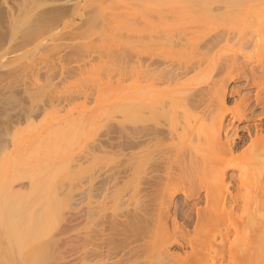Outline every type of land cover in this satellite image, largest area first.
Segmentation results:
<instances>
[{"label":"rangeland","instance_id":"374dc122","mask_svg":"<svg viewBox=\"0 0 264 264\" xmlns=\"http://www.w3.org/2000/svg\"><path fill=\"white\" fill-rule=\"evenodd\" d=\"M179 1L170 0V4H168L170 7L162 5L165 7H158L157 12L156 7L154 8L149 3L151 0H0V264H101L100 262L104 260H107L108 263L104 261L107 264H156V262L159 264V260H156L153 255L155 249L151 250L154 240H149L155 238L150 233L155 232L156 229L158 232L160 226L163 225L158 222H164L165 215L160 211V203L157 202L158 193L155 195L157 207V204L153 202V195L151 198L150 195L146 197L145 192L141 193L142 188L145 187H148L147 191H150L152 184L149 182L148 176L145 178L146 181L149 179L147 183L141 178L140 171H137L140 170L137 166L138 123L136 113L137 66L142 53L140 51L143 50V55L146 54V60H150L149 53L154 52L156 48H158L157 54L161 53V50L168 52L169 49V53L171 52L168 53L169 55L172 52L176 54L178 51L176 49L180 51L182 36L194 37L192 43L196 44H194L195 49L190 43L192 45L189 46L192 48L184 49L186 56L180 55L182 61L181 58L176 57L177 64L175 61L172 63V66L178 65L179 62L191 66L192 62L195 63V59L199 57V52L207 53L206 49L210 51L209 47L215 46L214 43H217V40L227 29L223 22V26L218 25L221 21L217 20L216 14L224 16L225 12L229 14L233 11L231 8L230 11H226L224 8H229L221 0ZM218 5L220 10H225V12L222 11L224 15L218 12L220 11L217 9ZM221 5L223 6L221 7ZM151 6L153 7L151 8ZM240 6L236 5L235 10L236 8L246 10L245 7L248 5ZM183 7L188 9L187 12L182 10ZM215 7L217 8L215 9ZM248 7L247 9L251 8ZM160 9L163 14L160 13ZM165 9L169 12H166ZM159 14L162 19L164 18L163 24L166 21L165 25L161 26ZM155 22L160 24L155 25L157 30L155 26H151ZM139 25L141 28L138 27ZM142 25L151 29L145 31L144 28L140 31L143 29ZM188 27L189 29H187ZM153 28L154 31H152ZM164 28L167 30L169 28V30ZM221 28L222 31H220ZM160 30L162 32H159ZM142 31L144 36L148 35L151 39L154 37L153 43H156L154 40L159 36L160 39L168 37L166 41L163 39L164 42L160 40L163 45H161L162 42H159L155 46L150 44L152 42H149L151 39L148 36L142 35ZM148 32L150 33L148 34ZM178 38H180L179 41ZM167 40L170 41L168 43L170 45L165 43ZM164 51L157 56L163 55L164 60H167L165 56L169 57V55ZM214 51L217 52V50ZM214 51L212 54L216 55ZM196 52L198 55H195ZM172 56L175 57L174 54L171 55V58ZM162 57L159 59L155 56V59L158 61ZM257 57L260 60L258 55ZM257 57L255 55L254 59L251 58L253 61H251V66L254 70L261 66L260 70H263L262 62L258 63ZM185 58L186 60H184ZM216 61H213L215 63L211 69L200 78L198 88L203 87V91L204 87L209 88L210 91L213 81L218 77L222 78V75L225 76L229 72L227 70L222 73L221 70L222 66L225 71L227 67L229 68L227 60L226 62L225 60L220 61V64L219 60L216 59ZM222 63L225 64V67L221 65ZM165 66L167 69L172 68L170 63ZM232 70L231 68L230 71L233 73L234 70ZM232 73L230 76H233V79L229 82L231 83L229 89L236 91L232 93L230 91L228 106L234 108L244 96H255V93L257 95L258 89L255 84L247 85L248 78L241 77L240 71ZM219 74H222L221 77ZM226 76L228 77V75ZM207 88H205L206 91ZM195 92L200 93L198 90ZM202 94L198 96L205 97L206 103L209 104V95L204 93L205 96H203ZM207 96L208 98H206ZM200 97H195V99L203 100L205 104V99L201 97V100ZM200 103L202 104V102ZM263 110L264 106H259L256 111L262 114ZM255 120L247 119L235 122L240 127L234 129L237 131L235 134L231 133L230 137L231 139L234 137L232 140L236 138L237 142L239 141V150L247 146L245 143L246 145L244 144L243 147L244 142L239 140L243 135H248V127L245 126H252L253 123L260 122ZM171 153L174 156L175 153L172 150ZM171 153H166L162 157L164 161L161 158L157 160V163L155 162V165H159L161 160L160 165L164 164L163 167L155 166L158 169L162 168L160 172L165 170L164 168L169 162L172 163L167 159L169 155L173 158ZM171 158L169 157V159ZM147 166L146 171L148 170ZM155 167L153 165L154 169H156ZM257 169L262 173L260 182L254 184L253 190L251 189L249 193L245 191V194L244 190L237 187L240 167L228 168L226 174L227 206L234 203L235 195L245 196L248 194L250 197L256 196L255 200L260 197L264 198V160ZM138 176L145 187L140 184ZM185 181L187 189L183 187V191L181 189L178 190V193L176 191V195L173 197L172 212L169 221H167L168 224H171L168 225L170 229L174 230H171V234L174 235L170 234V237H177V241L175 238L174 241L168 237L170 252L184 257H186V252H193L189 239L184 241L185 237H193V235L186 234L188 237L184 236L179 234V230L182 232L183 229V233H187L188 230V233L193 234L195 231L192 230H195V226L200 223L198 222L199 217L206 216L207 208L205 199L207 183L205 182V187L203 180H196L194 176ZM157 182L153 184L156 188L159 186ZM173 190L175 191V189ZM138 193L141 196L145 194V197H139ZM141 198L144 201L147 199L149 206L146 204L145 208V205L142 207L141 205L145 203L141 201ZM151 199L153 200L150 201ZM151 203L152 206L155 205L154 209L150 207ZM8 204L19 205L18 209H21H17V221L22 219L24 224L30 226L29 233L24 235L26 240L23 239L22 234L18 237L28 243L27 250H23V255L20 254V256L19 252L16 254L13 247L16 240H13L15 237H12L14 232H9L11 225L8 227L7 222L5 223V219L7 221V217H9L7 213L12 211H9L11 206ZM156 212L160 214L156 216ZM210 214L208 217L211 220L213 214H211L212 217ZM147 217L149 219L151 217V220H148ZM253 217L252 233L253 230L254 232L257 230L262 234L264 213H253ZM155 218L158 220L156 221ZM150 223L155 228V225L159 226L154 229ZM176 224L179 225L178 228ZM200 226H202L201 223ZM200 226L198 227L200 228ZM174 227L178 230L177 232ZM160 229L163 230V228ZM162 230H159V233L155 232L157 238ZM199 231L198 233L203 234L202 230ZM15 236L17 238L18 235L15 234ZM198 237L201 238V236ZM220 239L219 237L217 241L220 242ZM146 241H149L147 242L149 245H146ZM197 244L200 243L197 242ZM254 245H250V250ZM256 246L252 251L263 257L264 246L262 245L263 248L260 251L255 250ZM246 248L238 253L241 255H239L241 259L247 257L248 251L253 254L249 248L246 251ZM145 249L152 253L146 254L148 251L143 252ZM219 252L211 251L216 262L213 259L212 262L211 258H208L209 261L206 259L207 263L227 264L228 256H223L222 252L221 254ZM214 253H219L221 256ZM143 254L149 255L151 261L147 260L149 258L146 259ZM249 255L251 256V254ZM198 260L199 263H202L200 262L201 257L195 255L191 261L194 264H199ZM262 264H264V260H262Z\"/></svg>","mask_w":264,"mask_h":264},{"label":"bare ground","instance_id":"6f19581e","mask_svg":"<svg viewBox=\"0 0 264 264\" xmlns=\"http://www.w3.org/2000/svg\"><path fill=\"white\" fill-rule=\"evenodd\" d=\"M153 1L151 0V2H149V3H150V5H153L154 8L156 7L155 8L156 10L159 9L158 7L161 8L162 5L170 4V0H168V1H166V0L160 1L159 0V1H154V2ZM174 2H175V0H174ZM221 2L226 3V5L228 6L227 8H229V9H226V7L225 8L223 7L226 11L227 10L230 11V8H231V10L234 11L236 5L237 6L241 5L242 7H244L243 5H246V6L248 5L251 8L247 9V8H249L247 6V7H245L246 10H242L238 7L239 10H242L244 12L246 11V12L240 13L242 11H239L236 8V10L239 12H235L236 11L235 10L234 12L231 11V12H229V14H227L228 12H225L224 9L220 10L219 5H218L219 8H217L218 6L215 7V9L217 8L218 10H220V11H218L219 13L221 12V14L224 15V13H222V11L225 12L224 16H222V15L220 16V14L219 15L216 14V15H217V20L219 22L221 21V23H218V25L220 24L221 26H223V24H224L225 29H226V27H227V29L225 31L223 29L224 32L221 35V38L219 40H217V43H214L216 45L215 46L212 45V47H209L210 51H208V49H206L207 53H202V51L199 52L200 53L199 55H198V52L195 53V55H198L199 57L197 58L198 60L195 59L196 62L193 60L195 63L192 62L191 66L189 64L185 65L187 63H182V62H179V64L176 65L177 63H176L175 58L179 57V59H180L182 56H186L185 55L186 52L184 51V49H186V48L190 49L189 47H191V46H189V45L193 44L192 41H194V37H192V38L188 37L187 38L184 36H182V37L180 36L181 40H180V38H178V41L179 40L181 41L180 42L181 43L180 44V51H179V49H176V50H178V51H176V54L172 52V54H174L175 57L172 56V58H171L172 54L169 55L171 53V52L169 53L170 49L168 52H166L167 51L166 49H165L166 51L161 50L160 51L161 53H163L162 51H164L167 54L169 53L168 55L170 58L168 56L164 55L165 58L167 57V60L166 59L164 60V57H162L163 55L162 56L160 55V57H162L163 60H162V58H161V60H159L160 57H158L157 55L161 54V53L158 52V54H157L156 50L158 48H156L155 51L151 50L154 52L149 53L150 60L145 59L146 54L143 55V50L140 51L142 53L139 56V63L137 66L138 67V75H137L138 76L137 77L138 78L137 79L138 95H137V100H136V102H137V105H136L137 112L136 113H137V123H138V133H137L138 134V136H137V138H138L137 139V141H138V146H137L138 147L137 148L138 149L137 150L138 151V164H137V166H138V169H140V170H137V171H140L139 173H141V178L145 181H146L145 178L148 176L150 179V180L149 179L148 180L152 184L150 186V189H149L150 191H147L148 187L146 188L145 186H143V184H142L143 181L141 182V178L138 176L139 181L141 182L140 184H142V186L145 187V188H142L141 193L145 192L146 197H149V195H150L151 198L153 195V197H154L153 202L157 204L156 207L158 206V203H160V205H159L160 211H162L165 215L166 221L164 220V222H167V221H169V218H170V215L172 212V208H173V205H172L173 204V197L176 195V191L178 193L179 192L178 190H180V189L182 190L183 187L186 188V183H184V182H186L185 180L194 176V177H196V180L197 179H199V181L203 180L204 186L207 183L206 184L207 188H205V190H207L205 192V197H206L205 199L207 201L206 202L207 208L205 207L206 208V210H205L206 216L205 217L202 216L203 218L199 217V219L201 221L198 219V222H200L202 224V226H200V223H198L199 225L195 226L196 227L195 230H192V231H195V232H193V234L188 233V230H187V233L186 232L183 233V229H182V232H180L181 230H179V234H182L184 236H187L186 234H188L189 236L193 235V237L192 236L191 237L187 236L188 238L185 237V240H184V241H186L189 239L188 241H189L190 245H192L191 247H192V251H193L190 253L186 252V254H187V255L185 254L186 257L181 256V255H175V254L170 252V244H169L170 242H169L168 237H170L171 230H173V228L170 229L169 226L171 224H168L169 222L164 223L161 220H160L161 222H158L159 224L160 223L163 224V225H161L163 227L160 226V228H163V230L159 228V230H162L159 234V238H157L155 235L156 233H159V230H158V232H156L157 231L156 228H158L159 225L158 226L155 225L156 226V228H155L150 223L152 225V227H154V229H156L155 230L156 233L155 232H153L154 234L152 232L150 233V235L151 234L154 235L153 238L154 237L155 238L154 239L150 238L151 240H149V241L154 240V242H153L154 244H153V246H151V250H152V248H154L156 250L155 251L153 249L155 252V253L153 252V255H154V258H156V260L157 259L159 260V262H158L159 264H160V262H161V264H165V263L166 264H192L193 262L191 260L195 255H197L198 257H201L200 262H202V263H199V260H198L199 264H206L208 258H211V260L213 259V257H212L213 253H211V251L212 252H216V251L219 252L220 251L219 253L221 254V252H222L223 256L227 255L228 256V259L226 256V259H227L226 263L227 264H262V260H264V256L263 257H261L260 255L258 256L256 254L257 252L254 254V252L252 251V250H254L253 248L255 247V245H257L255 250L258 249L260 251V249L263 248L262 245L264 246V242H263L264 241V230L262 231V234L260 232H258L257 230L255 232L253 230V233H252V228H251L252 224L254 223L253 213H264V198L261 199V197H260L261 200L259 198H257L258 200H255L254 197H256V196L250 197V196H248V194L245 196L235 195L233 197L234 203H232L231 206H227V203H226V200H227V197H226L227 189L226 188L228 187L226 184V180H227L226 174H227V170L229 167H232V168H234V166L240 167V175H239V179L237 181V187L240 190H244V193H245V191H247V193H249V191L252 189V186L254 184L260 182V176H262L261 171L257 168L259 167L261 162L264 160V119H263L264 118V112L262 114H259V112H257L256 110H257V107L264 106V0H221ZM186 4L188 5V3H186ZM153 6H151V8ZM197 6H198V4H197ZM222 6L223 5H221V7ZM162 7H165V6H162ZM233 7H234V9H232ZM167 9H165L166 12H169ZM173 9H174V6H173ZM144 10L147 11V9H144ZM172 10H170V11H172ZM182 10L187 12L186 10H188V9L186 7H183ZM189 10H190V8H189ZM152 11L154 13V10H152ZM157 12H158V10H157ZM162 12H164V10H162ZM160 13H161V9H160ZM156 14H158V13H156ZM161 14H163V13H161ZM160 16L161 15L159 14L158 17H160ZM154 17H155V15H154ZM154 17H153V19H154ZM147 18H144V19L146 20ZM207 18L209 19V16ZM153 19H151L152 22H153ZM157 19L159 20V18H157ZM160 19H161L160 23L162 26V24H163L162 21L164 18L162 19L160 17ZM208 19H207V21H208ZM139 20H141V19H139ZM204 20L206 21V18ZM181 21H178V22H181ZM149 22H150V20H149ZM149 22H148V24H149ZM164 22L166 24V21H164ZM222 22H223V24H222ZM145 24L148 25L147 23H145ZM156 24H159V22H157V23L155 22L151 26L153 27ZM165 24H163V25H165ZM140 25L138 27H140ZM159 25H158V27H161ZM146 27H143V25H142L143 29H140L141 27L139 29H140V31L144 30V28H145V31H149L151 29V28L148 29V26H146ZM156 27L157 26H155V29L157 30L158 28H156ZM170 27H172V26H170ZM180 27H181V25H180ZM191 28L193 29V27H191ZM198 28L199 27H197V29ZM210 28H211V26H210ZM146 29H148V30H146ZM164 29H162L163 32H165ZM180 29H182V28H180ZM187 29H189V27ZM194 29H196V28H194ZM165 30H167V28ZM168 30H169V28H168ZM152 31H154V28ZM152 31H150V32H152ZM162 31L160 30L159 32H162ZM200 31H202V30H200ZM220 31H222V28ZM150 32H148V34ZM202 33H204V32H202ZM153 34H154V32H153ZM187 34H188V32H187ZM142 35L144 36L143 31H142ZM152 35H150V36H152ZM156 35H158V34H156ZM176 35H177V33H176ZM146 36H148V35H146ZM146 36H144V37H146ZM141 38H143V37H141ZM157 38H155L156 40H154V41H156V43L155 42L153 43L152 39H154V37L152 39L150 38L151 40L150 41L148 40V41L152 42V43H150L151 45L154 44L156 46L157 43L163 41L164 37H163V39H160V36H159L158 41H157ZM166 38L164 39L165 41H166ZM143 39H142V42H143ZM160 40H162V41H160ZM163 42L161 45H163ZM169 42L170 41L167 40V42H165V43H167V45H170V44H168ZM190 43H192V44H190ZM211 43L213 44V41ZM194 44L192 45L193 47H194ZM151 45H150V48L152 47ZM154 45H153V47H154ZM171 45H173V44L171 43ZM176 45L178 46L177 43H176ZM197 46H198V44H197ZM195 47H194V49H195ZM144 49H147V48H144ZM214 50H217V52ZM173 51H174V49H173ZM213 51H214V53L216 52V55L212 54ZM149 55H148V57H149ZM180 55H182V56H180ZM255 55H256V57H257V55L260 57V60L257 57L259 60V61L258 60L257 61H258V63L262 62L263 70H260L261 66L260 67L258 66L259 68L257 67L256 68L257 70H254L253 66H251V61H252L251 58L254 59ZM155 56H156V58H159L158 61H156L157 59H155ZM212 56H214V58H212ZM195 57H197V56H195ZM204 58H206V59H204ZM216 59L219 60V64L221 63L220 61H223V60H225V62H226V60L228 61L227 64L229 65V68L227 67V69L225 71V69H223V66H222V69H221L222 73L227 72V70L230 73H232L230 71L232 68L234 70V71L232 70L233 73L240 71L239 74L241 77L246 76L248 78V80H246L247 85H249V86L252 84L256 85V88L258 89L257 95L255 93V96H252V95L244 96L241 100L238 101V103L234 106V108L229 107L228 106V102H229L228 101V95H229L230 91H231V93L236 91L235 89H233V90L229 89V87L231 86V83H229V82H231V80L233 79V76L231 77L229 72H227V74H226V75H228L229 78L225 74H224L225 76H223L222 74H219L220 77L222 75V78L218 77V79L213 81L212 87L210 86V91H209V88H207V87H204V91H203V87L198 88V86L200 84L199 83L200 78L203 77V74L205 72H207L208 70L211 69L212 65L215 63V62L213 63V61H216ZM184 60H186V58ZM174 61L176 64H175V66H172V63H174ZM181 61H182V58H181ZM183 62H185V61H183ZM169 63L172 66V68L167 69L165 64L169 65ZM216 64H218V63H216ZM225 64L222 63L221 65H224V67H225ZM227 64H226V66H228ZM248 68L249 69L253 68V69L250 71ZM242 71H245L247 73H245V72L242 73ZM210 84H211V82H210ZM205 88H207V91L209 93L205 90ZM197 90L200 91V93L195 92ZM201 91H203L204 93H207V95H209L210 98H208V96L206 97V98H208V100L210 99L209 104L206 103L207 101H206L205 97L201 96L202 99H205L204 101H205L206 105L203 103V100L201 99V97L198 96V95H201L203 93V92L201 93ZM260 92H262V93H260ZM196 93L197 94L199 93V94L197 95ZM203 96H205V95H203ZM195 97H200V99L202 101H200L199 99L196 100ZM200 102H202V104H204V105H202ZM247 119H249V120L256 119L255 121L258 120V122L259 121L260 122L257 124L253 123L254 126L253 125L252 126L251 125L245 126L246 128L248 127V129H247L248 135H246V136L243 135L242 137L239 138V140L241 142H244L243 147H244L245 143L247 144V146H246V148L239 150L238 149L239 148L238 147L239 141L237 142V140L235 138V140H236V142H235V140H232V139H234V137L231 139L230 136H231V133L235 134V131H237V130L234 131V129H237V127H240L239 125L237 126L235 122L236 121L239 122V121L247 120ZM233 134H232V136H233ZM236 134H238V133H236ZM99 148H100V146H99ZM171 150L175 153L174 156L171 153ZM166 153L172 154L173 158H171V156L169 155V157L172 160L169 159V157H167V159L169 161H171L173 164L169 162L168 165H166V167L164 168L165 170H163V172H160V170L162 168L158 169V167H155V166H161L160 165L161 160H160V163H158L159 165H157V164L155 165V162L157 163V160L161 159L163 156H165ZM163 161H164V159H163ZM150 163H153L151 165L152 168H151V166H147V165H150ZM153 165L157 170L153 168ZM146 166L148 167L147 168L148 172L146 171ZM163 166H164V164L161 167H163ZM149 168H150V170H149ZM134 169H136V168H134ZM134 171H136V170H134ZM193 179H195V178H193ZM148 180L146 181L147 183H148ZM152 182H155V183H152ZM156 182H157V184H159V186H157L158 188L153 186V184H156ZM183 183L185 184V186H183L184 185ZM201 184H202V181H201ZM198 186H199V184H198ZM200 187H198V188H200ZM173 189H175V191ZM149 192H150V194H149ZM185 193H186V191H185ZM145 194H142V196H141L138 193V196L140 195L139 197L144 198ZM156 194H157V200L158 201L155 198ZM139 197H138V199H139ZM146 200L144 201V199L142 200V198H141V201H144L143 203H145V204L141 205V203H140V205L142 207L145 205L144 208L148 205L147 204L148 200L147 201ZM152 200L153 199H151L150 201H152ZM155 200L158 203L155 202ZM9 205L10 204H8V206ZM150 205H151L150 207H153V209H154L155 205L152 206L153 205L152 203ZM12 206H11V208L9 207L10 208L9 211L10 210H12V211L7 213V214H9V217H7V219H8L7 221L5 219V223L7 222L8 227H10L9 225H11L9 232L10 231L14 232V235L12 237H15V239H13V238L12 239L16 240V241H14L15 243H13L14 244L13 247H14V250L16 251V254L19 252L18 254L20 256V254H22V251L25 250L26 248H28L27 247L28 243L25 241L26 239H25L24 235L29 233L30 226L29 225L27 226L26 223L24 224L23 220L21 218L20 219L22 221L20 219H18V220H20L22 222V224L20 221H17V218H18L17 217V213H18L17 209H18L19 205L15 204L13 207ZM19 209H21V208H19ZM147 209H149V208H147ZM203 209H201L202 212H203ZM198 211L200 212L199 209H198ZM158 212H159V209H158ZM158 212H156L157 213V214H155L156 216H158L160 214ZM210 213L213 214V218L211 220L208 217V214H210ZM144 214H145V211H144ZM211 214H210V216H211ZM164 215L161 214V216H163V217H164ZM161 216H159V217H161ZM10 217H11V219L13 218L12 221H11ZM163 217L161 218L162 220L164 219ZM3 218H5V217H3ZM9 219H10V221H9ZM147 219L151 220V217H150V219L147 217ZM157 220L158 219H156V221ZM152 223H153V221H152ZM209 225H210V227H209ZM25 226H27V227H25ZM142 226H144V225H142ZM176 226H177V228L179 227V225H177V224H176ZM198 226H200V228L201 227H203V228L200 229ZM24 227H25V229H23ZM171 227H173V226H171ZM6 228H7V225H6ZM174 228L176 230V227H174ZM179 229H181V228H179ZM198 230H200V231L202 230L203 234L198 233ZM177 231L178 230H176L175 232H177ZM190 232H191V230H190ZM15 234L18 235L17 238H16ZM140 234H142V233H140ZM147 234H149V233H147ZM195 234H197V235L195 236ZM19 235L24 237L23 239H25V240H23L21 238L18 239ZM171 235H174V234H171ZM198 236H201V238H199ZM98 237H100V236H98ZM219 237L221 238L220 242L217 241V240H219ZM143 238H142V240H143ZM170 238H172V240L175 241V239L177 237L176 238L174 237L175 238L174 239L171 236ZM183 238H181V239H183ZM149 241H146V245H149V244H147V242H149ZM176 241H177V239H176ZM179 241H180V239L178 240V242ZM197 242L200 244L198 245ZM250 245H254V247H252V250H250V248H249ZM245 248H246V251L249 248V250L251 252H253L254 255L252 253H249V251H248V255L246 254L247 257L241 259V257H240L241 255L238 253L240 250H243V249L245 250ZM146 251H148V252H146ZM246 251H245V253H246ZM100 252H101V249H100ZM100 252H99V254H101ZM143 252H146V254L148 253L149 255H150V253H152L146 249ZM125 253H126V250H125ZM224 253H227V254H224ZM116 254L118 256V253H116ZM218 254H215V255H218ZM249 254H251L252 257ZM113 255H114V253H113ZM149 255H147V256L144 255V256H146V259H147V257ZM214 257H217V256H214ZM242 257H245V256L242 255ZM248 257H250V258H248ZM151 258L153 259V257H151ZM91 260H93V259H91ZM147 260L151 261L150 258ZM213 260H212V262H213ZM104 261L107 262V260H104ZM203 261H205V262H203ZM8 262H10V261H8ZM103 262H100V263L102 264ZM106 262H104V264L108 263V262L107 263ZM153 262L155 263V260ZM190 262H192V263H190ZM214 262H216V261L214 260ZM22 264H24V263H22ZM150 264H152V263H150ZM156 264H157V262H156Z\"/></svg>","mask_w":264,"mask_h":264}]
</instances>
